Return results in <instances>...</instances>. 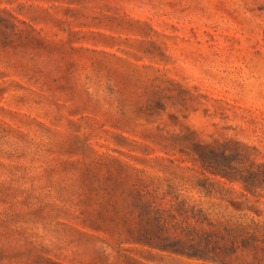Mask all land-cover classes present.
<instances>
[{
    "label": "rangeland",
    "instance_id": "rangeland-1",
    "mask_svg": "<svg viewBox=\"0 0 264 264\" xmlns=\"http://www.w3.org/2000/svg\"><path fill=\"white\" fill-rule=\"evenodd\" d=\"M0 264H264V0H0Z\"/></svg>",
    "mask_w": 264,
    "mask_h": 264
}]
</instances>
